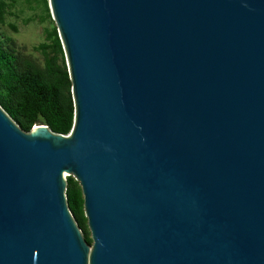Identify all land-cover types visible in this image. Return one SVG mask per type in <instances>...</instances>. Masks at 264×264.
<instances>
[{"label": "water", "instance_id": "obj_1", "mask_svg": "<svg viewBox=\"0 0 264 264\" xmlns=\"http://www.w3.org/2000/svg\"><path fill=\"white\" fill-rule=\"evenodd\" d=\"M47 3L73 123L0 106V264H264V0Z\"/></svg>", "mask_w": 264, "mask_h": 264}, {"label": "trees", "instance_id": "obj_2", "mask_svg": "<svg viewBox=\"0 0 264 264\" xmlns=\"http://www.w3.org/2000/svg\"><path fill=\"white\" fill-rule=\"evenodd\" d=\"M41 1L50 15L47 0ZM6 7L0 0V23ZM46 33L49 43L34 46L43 56L42 65L17 50L12 38L0 35V106L24 130L45 124L51 131L66 135L73 123L71 83L56 27ZM66 198L74 220L91 243L81 188L72 176L66 177Z\"/></svg>", "mask_w": 264, "mask_h": 264}, {"label": "rangeland", "instance_id": "obj_3", "mask_svg": "<svg viewBox=\"0 0 264 264\" xmlns=\"http://www.w3.org/2000/svg\"><path fill=\"white\" fill-rule=\"evenodd\" d=\"M7 4L4 21L0 23V35L10 37L17 50L31 61L43 64V56L34 49L40 43H49L46 32L55 26L41 0H1ZM65 178L67 174H64ZM87 225V223H86ZM89 232V229L87 227ZM90 234V232H89Z\"/></svg>", "mask_w": 264, "mask_h": 264}]
</instances>
